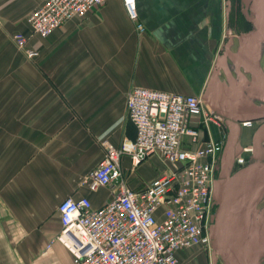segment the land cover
<instances>
[{
    "label": "crops",
    "instance_id": "crops-1",
    "mask_svg": "<svg viewBox=\"0 0 264 264\" xmlns=\"http://www.w3.org/2000/svg\"><path fill=\"white\" fill-rule=\"evenodd\" d=\"M263 1L250 4L252 22L240 0H136L139 33L123 1L108 0L48 38L32 37L39 56L28 59L11 36L29 33L28 15L43 0H0V264H73L53 242L58 206L112 199L84 181L104 157L101 140L119 147L137 138L126 111L131 87L200 96L253 128L243 124L264 113L256 106L264 104ZM122 165L135 191L167 169L157 155L134 171L128 157ZM195 252H178V264H204Z\"/></svg>",
    "mask_w": 264,
    "mask_h": 264
},
{
    "label": "built area",
    "instance_id": "built-area-1",
    "mask_svg": "<svg viewBox=\"0 0 264 264\" xmlns=\"http://www.w3.org/2000/svg\"><path fill=\"white\" fill-rule=\"evenodd\" d=\"M107 1L43 0L28 15L29 33L16 32L11 40L28 59H34L39 52L30 46L32 37L48 38ZM122 1L137 31L145 33L136 0ZM126 111L137 128V138L126 139L119 147L101 140L104 157L84 181L91 191L109 189L112 199L98 208L88 197L64 199L58 206L61 229L53 242L71 254L73 264H178L181 250H213L211 218L216 174L228 136L225 117L200 96L143 87H131ZM243 125L250 127L252 122ZM212 126L220 130L218 138ZM246 154H252V148L238 146L235 163L250 165L245 163ZM153 155L167 169L143 189L132 190L123 158L130 159L134 171Z\"/></svg>",
    "mask_w": 264,
    "mask_h": 264
},
{
    "label": "water",
    "instance_id": "water-1",
    "mask_svg": "<svg viewBox=\"0 0 264 264\" xmlns=\"http://www.w3.org/2000/svg\"><path fill=\"white\" fill-rule=\"evenodd\" d=\"M249 6V3L247 4ZM245 15L250 21H255L246 7ZM220 100L223 99L221 90H217ZM220 111L225 117V126L228 129L227 141L220 161L219 179L216 189L217 210L211 218V239L213 248L224 260L225 264H260L264 257V244L248 258H242L227 239L226 228L229 219L238 213H249L259 198V189L264 187V123L254 132L252 137V155L257 160L236 172H233L236 151L241 139L242 126L226 110L223 105ZM252 186V193L245 205L231 209L234 191L241 186ZM244 245V243H243Z\"/></svg>",
    "mask_w": 264,
    "mask_h": 264
},
{
    "label": "rangeland",
    "instance_id": "rangeland-1",
    "mask_svg": "<svg viewBox=\"0 0 264 264\" xmlns=\"http://www.w3.org/2000/svg\"><path fill=\"white\" fill-rule=\"evenodd\" d=\"M236 105V104H235ZM259 111H264V104L260 102L256 105ZM250 111L249 105H236V108ZM255 117V116H248ZM261 119L259 126L264 123V113L259 117ZM255 128H243L241 134V144L250 145L252 141ZM188 140V138H186ZM254 161L252 163H256ZM252 186L245 185L237 188L233 193L231 202V209L245 205L252 193ZM227 239L232 247L244 258L245 255L250 258L256 249L264 244V187L259 189V198L254 204L249 213L241 212L233 215L227 224L226 228ZM244 243V245H243ZM196 255L203 258L204 264H225L224 260L218 254L216 249L207 250L205 248H195ZM260 264H264V257L261 259Z\"/></svg>",
    "mask_w": 264,
    "mask_h": 264
},
{
    "label": "flooded vegetation",
    "instance_id": "flooded-vegetation-1",
    "mask_svg": "<svg viewBox=\"0 0 264 264\" xmlns=\"http://www.w3.org/2000/svg\"><path fill=\"white\" fill-rule=\"evenodd\" d=\"M235 3L237 2V0H234ZM234 1L232 0V3L234 4ZM253 2V0H240V8L242 7V11H243V15H245V10H246V7H248V12H249V6L250 4ZM249 3V6H247V4ZM263 6H264V1H263ZM250 14V12H249ZM263 32H264V28L262 29ZM261 120H253L252 121V126L253 128H255L257 125L259 127V123H260ZM264 122V121H263ZM241 140V139H240ZM239 147L242 149V148H246V147H251L252 148V141H251V144L250 145H243L241 144V141L239 142ZM254 161H257L252 154H246V164H251L252 162ZM243 166L242 165H237L236 163H234V168H233V172H236L238 171L239 169H241ZM219 172H220V169H218L217 171V174H216V178H217V183L220 181L219 179ZM254 206V205H253ZM217 205H215V208H214V213L216 212L217 210ZM253 208V207H252ZM251 208V209H252Z\"/></svg>",
    "mask_w": 264,
    "mask_h": 264
},
{
    "label": "trees",
    "instance_id": "trees-1",
    "mask_svg": "<svg viewBox=\"0 0 264 264\" xmlns=\"http://www.w3.org/2000/svg\"><path fill=\"white\" fill-rule=\"evenodd\" d=\"M132 122V121H131ZM133 123V122H132ZM134 124V123H133ZM134 126H135V124H134ZM136 127V126H135ZM136 130H137V128H136Z\"/></svg>",
    "mask_w": 264,
    "mask_h": 264
},
{
    "label": "snow or ice",
    "instance_id": "snow-or-ice-1",
    "mask_svg": "<svg viewBox=\"0 0 264 264\" xmlns=\"http://www.w3.org/2000/svg\"><path fill=\"white\" fill-rule=\"evenodd\" d=\"M129 2H131V0H129Z\"/></svg>",
    "mask_w": 264,
    "mask_h": 264
},
{
    "label": "bare ground",
    "instance_id": "bare-ground-1",
    "mask_svg": "<svg viewBox=\"0 0 264 264\" xmlns=\"http://www.w3.org/2000/svg\"><path fill=\"white\" fill-rule=\"evenodd\" d=\"M239 188V187H238Z\"/></svg>",
    "mask_w": 264,
    "mask_h": 264
}]
</instances>
